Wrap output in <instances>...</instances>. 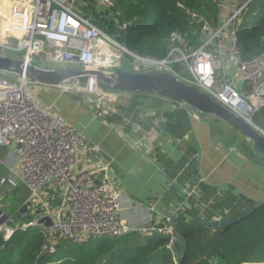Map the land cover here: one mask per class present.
<instances>
[{"label": "built area", "instance_id": "2783aa9c", "mask_svg": "<svg viewBox=\"0 0 264 264\" xmlns=\"http://www.w3.org/2000/svg\"><path fill=\"white\" fill-rule=\"evenodd\" d=\"M97 2L112 9L118 19L119 11L112 0ZM249 2H238L216 27L204 28L197 45H187L172 32L173 42L165 56L158 58L128 48L95 24L91 14L78 11L75 0H12L0 32V55L47 68L53 62L86 69H121L127 65L139 70H165L251 120L252 113L264 107V48L242 58L236 44L240 13ZM127 25L119 22L121 29ZM231 67L237 72L233 78L227 75ZM34 84L24 76L0 72V147L13 144L18 164L16 170L9 168L0 184L6 181L11 187H22L27 210L35 206L38 211L36 216L25 218L22 226H42L43 247L49 252L54 251L59 237L81 243L129 231L142 234L156 230L169 236L171 244L175 236L172 216L179 205L169 203V209L162 210L158 227L131 230L120 214L122 192L110 176L111 159L101 157L98 144L77 132L60 114L41 107L32 98ZM140 143L141 138L136 137L133 144ZM192 192L186 191L187 196ZM45 215L51 219L49 226L37 222ZM7 221H13L12 216L1 211L3 238L13 230Z\"/></svg>", "mask_w": 264, "mask_h": 264}, {"label": "trees", "instance_id": "16d2710c", "mask_svg": "<svg viewBox=\"0 0 264 264\" xmlns=\"http://www.w3.org/2000/svg\"><path fill=\"white\" fill-rule=\"evenodd\" d=\"M112 1L118 20L128 24L119 40L141 55L164 57L173 42L172 32L187 45H197L202 30L221 21L222 0ZM194 15L200 18L195 20ZM236 44L242 58L264 48V0H250L242 8ZM137 114V107L127 106L122 122L133 125ZM251 121L264 130V107L252 113ZM165 129L171 135L172 129ZM154 143L153 155L165 174V190L158 203L163 211L169 203L179 205L172 216L171 244L169 236L156 230L129 231L81 243L59 237L49 252L43 247L42 226L23 227L26 219L16 209L11 215L12 232L7 238L0 236V264H264V199L254 202L237 191L199 183L192 150L183 146L173 157ZM185 189L193 190L192 194L187 196Z\"/></svg>", "mask_w": 264, "mask_h": 264}, {"label": "crops", "instance_id": "0c3cea01", "mask_svg": "<svg viewBox=\"0 0 264 264\" xmlns=\"http://www.w3.org/2000/svg\"><path fill=\"white\" fill-rule=\"evenodd\" d=\"M222 2L228 13L239 0ZM11 4L12 0H0V32L5 27L4 16ZM75 8L83 14H93L94 10L96 19L116 20L112 9L99 5L97 0H75ZM221 11L219 17L222 20ZM100 19L97 20L101 23ZM124 66L122 68L128 67ZM135 96L144 95L111 90L86 92L42 84L32 87V98L41 107L60 114L77 132L98 144L101 157L111 159L109 173L115 186L122 192L120 214L131 230L153 229L161 225L160 213L163 212L159 203L157 206L153 204L165 190V174L159 160L153 155L156 146L154 141L160 148L166 149L162 146L161 135L143 124L145 116L140 115L138 105L133 104L132 97ZM157 97L161 99V96ZM129 105L138 108L133 125L122 122ZM207 128L202 126L200 132L195 133L200 137L202 146L195 154L199 180L214 188L237 191L254 202L264 199V163H260L263 160L238 152H235V156L230 155L233 148L219 147L209 139L205 140L204 131ZM140 130L143 133H139ZM136 137L141 138L140 144H133ZM168 154L173 157L179 155ZM16 155L13 144L0 147V169H6V175L9 168L18 169ZM237 163L243 165L238 166ZM0 187L4 190L5 186L0 184ZM19 204L18 211L22 203ZM151 206L153 209H150Z\"/></svg>", "mask_w": 264, "mask_h": 264}, {"label": "water", "instance_id": "95a60500", "mask_svg": "<svg viewBox=\"0 0 264 264\" xmlns=\"http://www.w3.org/2000/svg\"><path fill=\"white\" fill-rule=\"evenodd\" d=\"M195 20L199 15L193 16ZM0 72L24 76L27 81L47 86L70 87L79 91L102 92L105 90L130 94L157 95L187 105L192 110L211 114L248 139L255 148V154L264 161V130L235 113L212 98L192 83L186 82L171 72L158 69L139 70L133 66L121 69H86L69 66L39 67L23 60L0 55ZM18 198L24 196V189L15 186L9 190ZM27 209L24 200L19 208L23 215ZM0 208V212H1ZM25 218V216H22ZM49 226L51 219L45 215L37 219ZM212 225H216L215 222Z\"/></svg>", "mask_w": 264, "mask_h": 264}, {"label": "rangeland", "instance_id": "374dc122", "mask_svg": "<svg viewBox=\"0 0 264 264\" xmlns=\"http://www.w3.org/2000/svg\"><path fill=\"white\" fill-rule=\"evenodd\" d=\"M242 1L243 0H239L240 3ZM92 7L94 9V6ZM221 10V16L226 17L232 10V7L227 13V9L224 7L222 2ZM92 11L93 14L91 13L90 16L92 17L93 22L100 26L103 30L109 32L114 37H118V35L123 33L124 29L120 28V21L118 19L113 21L97 17V19H100V23L99 20L95 18L96 16H94V10ZM16 54L18 55L19 53ZM125 58L129 60L131 59L128 54H125ZM58 64L59 63H50L51 67H59ZM236 73L237 72L234 67L227 70V75H229L230 78H233ZM240 83L241 81H238V85ZM234 84H237V82H234ZM67 88L70 89L71 86ZM129 98L131 99V97ZM132 100L134 101L133 104L138 105L140 115L142 114V116H145V122L143 124L150 126L153 132L161 135V143H163L162 146L171 155H176L177 153L179 154L183 146H186L195 154L198 153L202 146L200 137L195 133L198 134L201 127L205 126L208 127L207 130L204 131L205 140L209 139V141H212L219 147L233 148L230 150V155L235 156V152H238L239 154L246 155L247 157H251V155H253L254 159H258V156L255 154L256 150L252 146L251 142L248 139H245L236 130L229 128L222 120L218 119L214 115L201 114L192 110L183 103H173L168 99H160L157 95L141 97L135 96L132 97ZM166 127L172 129L171 135L167 133L165 129ZM204 132H201L200 134ZM167 139L170 140V142ZM260 163L262 164L264 161ZM236 165L240 166L243 164L237 163ZM6 171L7 170L4 168L0 169V177L6 176ZM201 183L203 182L201 181ZM2 185L5 187L3 197L0 198V208L5 215L11 216L12 213L19 207V200L15 195L9 192L10 185L6 181ZM37 213L38 211L36 210V207L32 206L23 215L25 218H30L36 216ZM9 223H13V221Z\"/></svg>", "mask_w": 264, "mask_h": 264}, {"label": "flooded vegetation", "instance_id": "af4514ba", "mask_svg": "<svg viewBox=\"0 0 264 264\" xmlns=\"http://www.w3.org/2000/svg\"><path fill=\"white\" fill-rule=\"evenodd\" d=\"M4 190L0 187V198L3 197Z\"/></svg>", "mask_w": 264, "mask_h": 264}]
</instances>
